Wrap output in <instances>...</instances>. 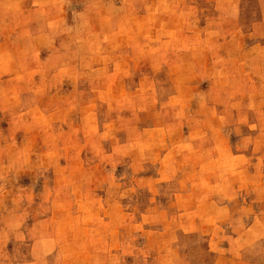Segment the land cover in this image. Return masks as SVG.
<instances>
[{"label": "rangeland", "instance_id": "obj_1", "mask_svg": "<svg viewBox=\"0 0 264 264\" xmlns=\"http://www.w3.org/2000/svg\"><path fill=\"white\" fill-rule=\"evenodd\" d=\"M0 264H264V0H0Z\"/></svg>", "mask_w": 264, "mask_h": 264}]
</instances>
